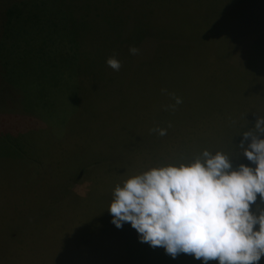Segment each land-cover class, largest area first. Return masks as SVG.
Returning a JSON list of instances; mask_svg holds the SVG:
<instances>
[{
	"label": "rangeland",
	"instance_id": "rangeland-1",
	"mask_svg": "<svg viewBox=\"0 0 264 264\" xmlns=\"http://www.w3.org/2000/svg\"><path fill=\"white\" fill-rule=\"evenodd\" d=\"M45 1L53 21L37 31L39 0H0V57L5 5L31 32L22 44L61 30L50 50L63 53L0 66V264H203L141 243L107 209L117 184L204 150L255 167L236 145L264 118V0Z\"/></svg>",
	"mask_w": 264,
	"mask_h": 264
},
{
	"label": "clouds",
	"instance_id": "clouds-1",
	"mask_svg": "<svg viewBox=\"0 0 264 264\" xmlns=\"http://www.w3.org/2000/svg\"><path fill=\"white\" fill-rule=\"evenodd\" d=\"M138 53L129 47L130 55ZM105 64L116 72L122 67L115 55ZM169 95L175 104L167 107L182 103ZM240 136L236 147L254 168H234L232 157L208 150L188 164L151 168L115 186L110 223L117 229L130 224L141 243L163 248L172 259L187 254L203 264H258L264 257V118Z\"/></svg>",
	"mask_w": 264,
	"mask_h": 264
},
{
	"label": "trees",
	"instance_id": "trees-1",
	"mask_svg": "<svg viewBox=\"0 0 264 264\" xmlns=\"http://www.w3.org/2000/svg\"><path fill=\"white\" fill-rule=\"evenodd\" d=\"M91 4V11H93V8L96 9L95 4H98L99 0H88ZM108 1V0H106ZM94 3V6H93ZM46 7H47V2L45 0H39V16L35 15L36 17H38L37 20V31L39 29V25H43L46 22H51L53 21L51 18L47 17L46 15ZM20 11L15 7V6H9V5H5L4 7V11L2 14V24L4 26V57L1 56L0 57V66L1 67H11L13 66V63L16 59H12L11 58V54L12 53H20L21 56L25 57H29L28 58H32L33 55L37 56V58L40 56L42 59L44 58H50V57H54L56 54H60L63 55L62 52L57 53V51H51L50 47L55 46L56 44V36L58 35V33L61 31H57L56 33H54L52 35V39L51 41H44V39H41L40 42L35 43V42H30L28 44H22L21 39L22 37H24V35H29L31 36V32L26 30V22L24 23H18L19 18H20ZM99 17V14L95 15L96 18ZM103 20H108L106 17L103 18ZM101 21V20H99ZM110 21V20H108ZM61 22V21H60ZM102 22V21H101ZM62 31H64V29H62ZM125 28H123L121 30V33H124ZM41 34H43L41 32ZM125 35V34H123ZM128 39V38H127ZM30 41H32V39H30ZM130 42H134L133 39L129 40ZM72 47H74V45H72ZM70 48V50L72 51L73 55L77 53V49L75 48ZM56 55V56H58ZM65 57H67V55H64ZM19 59V58H18ZM24 61V59H23ZM48 61H50V63L54 66L57 67V65H62L64 64V61H66V58H62L61 57V61L59 62L57 61H53L52 59H46L44 60V64L46 66L49 67ZM25 62V61H24ZM55 63V64H54ZM261 261V260H260ZM260 261L258 262V264L260 263Z\"/></svg>",
	"mask_w": 264,
	"mask_h": 264
}]
</instances>
